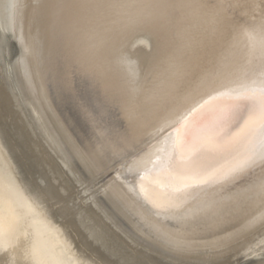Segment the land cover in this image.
Segmentation results:
<instances>
[{"label":"bare ground","instance_id":"6f19581e","mask_svg":"<svg viewBox=\"0 0 264 264\" xmlns=\"http://www.w3.org/2000/svg\"><path fill=\"white\" fill-rule=\"evenodd\" d=\"M262 17L264 0H0V264H264L246 192L264 164L178 210L132 187L182 117L264 78Z\"/></svg>","mask_w":264,"mask_h":264},{"label":"snow or ice","instance_id":"6c2138e0","mask_svg":"<svg viewBox=\"0 0 264 264\" xmlns=\"http://www.w3.org/2000/svg\"><path fill=\"white\" fill-rule=\"evenodd\" d=\"M255 31L248 35L252 37ZM260 33L264 47V17ZM120 62H124L122 58ZM237 146L241 150L230 161L213 167L202 163ZM157 151L159 155L153 158L151 167L137 177L132 187L158 213L178 210L193 190L227 181L264 164V78L253 86L240 90L225 87L209 96L162 138ZM246 192L264 197V181Z\"/></svg>","mask_w":264,"mask_h":264}]
</instances>
